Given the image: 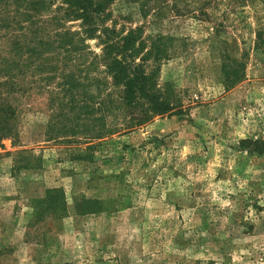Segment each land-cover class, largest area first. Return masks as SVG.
Returning a JSON list of instances; mask_svg holds the SVG:
<instances>
[{"label":"rangeland","instance_id":"1","mask_svg":"<svg viewBox=\"0 0 264 264\" xmlns=\"http://www.w3.org/2000/svg\"><path fill=\"white\" fill-rule=\"evenodd\" d=\"M108 11L116 30L172 37L158 82L185 113L88 143L49 135L44 79L24 77L17 135L0 140V264H264V0H111ZM223 55L238 60L229 88Z\"/></svg>","mask_w":264,"mask_h":264},{"label":"trees","instance_id":"2","mask_svg":"<svg viewBox=\"0 0 264 264\" xmlns=\"http://www.w3.org/2000/svg\"><path fill=\"white\" fill-rule=\"evenodd\" d=\"M110 2L0 0V140L17 135L14 99L28 92L25 84L36 74L44 79L49 108H54L46 125L49 135H80L88 143L158 115L185 113L173 86L158 82L172 37H145L142 26L116 30L108 24ZM71 20L78 21L76 29L67 25ZM90 40H96L98 52ZM255 48L264 50V25L255 32ZM237 61L223 55L225 88L240 79ZM24 77L29 78L25 83Z\"/></svg>","mask_w":264,"mask_h":264}]
</instances>
